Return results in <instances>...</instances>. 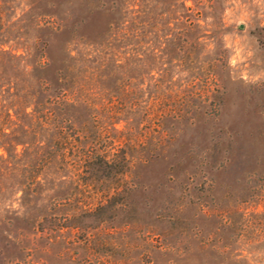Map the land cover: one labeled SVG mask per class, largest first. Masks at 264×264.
Here are the masks:
<instances>
[{
  "label": "rangeland",
  "instance_id": "obj_1",
  "mask_svg": "<svg viewBox=\"0 0 264 264\" xmlns=\"http://www.w3.org/2000/svg\"><path fill=\"white\" fill-rule=\"evenodd\" d=\"M0 47L75 57L58 113L114 164L1 180L0 264H264V0H0Z\"/></svg>",
  "mask_w": 264,
  "mask_h": 264
},
{
  "label": "trees",
  "instance_id": "obj_2",
  "mask_svg": "<svg viewBox=\"0 0 264 264\" xmlns=\"http://www.w3.org/2000/svg\"><path fill=\"white\" fill-rule=\"evenodd\" d=\"M150 27L155 29L156 25ZM43 53L40 67L49 64L42 60ZM69 54L64 55L60 67L48 77L30 74L18 54L0 47V189L4 188L1 180L10 177L17 182L15 193L34 189L50 174H57L60 165L70 166L73 175L78 176L114 165L107 155L95 153L90 145L80 146L85 138L84 121L76 123L58 113L64 103L76 101L79 94L83 95L84 108L93 107L86 99L83 83L75 85L77 78H89L87 70L76 73L83 68L71 64L68 56L73 60L75 57ZM143 108L148 111L145 105ZM44 131L49 133L47 142L40 137Z\"/></svg>",
  "mask_w": 264,
  "mask_h": 264
}]
</instances>
